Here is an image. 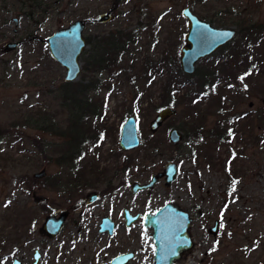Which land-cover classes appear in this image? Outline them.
<instances>
[{"label": "rangeland", "instance_id": "1", "mask_svg": "<svg viewBox=\"0 0 264 264\" xmlns=\"http://www.w3.org/2000/svg\"><path fill=\"white\" fill-rule=\"evenodd\" d=\"M185 6L235 35L170 89L167 83L182 73ZM75 19L85 21L87 43L77 78L64 82L45 37ZM249 25L264 26V0H0V264L13 258L30 264L33 248L39 264H108L126 249L149 250L148 231L139 221L125 226L122 209L153 212L166 201L192 216L187 264H264V61L260 54L249 63L228 57ZM109 35L123 50L113 66L94 71L86 60ZM10 42L17 44L7 48ZM203 73L210 89L198 96ZM67 84L86 85V95L105 108L90 118L101 132L72 158V171L57 161L65 145L56 132L68 119ZM164 106L174 113L152 133L148 121ZM129 115L140 144L122 151L119 130ZM32 118L50 127L26 123ZM171 128L181 135L175 144L167 138ZM168 161L177 165L169 185L159 178L152 188L130 192L131 182H146ZM41 168L45 175L33 178ZM93 192L100 198L86 202ZM38 195L45 200L35 203ZM64 209L68 216L55 237L38 233L45 214ZM103 215L114 223L111 235L97 231ZM215 220L213 235L208 228Z\"/></svg>", "mask_w": 264, "mask_h": 264}, {"label": "water", "instance_id": "2", "mask_svg": "<svg viewBox=\"0 0 264 264\" xmlns=\"http://www.w3.org/2000/svg\"><path fill=\"white\" fill-rule=\"evenodd\" d=\"M180 14L186 21V32L183 36V44L178 53V62L183 74L190 75L194 71V64L197 60L209 56L224 44L230 42L235 31L233 28L215 27L206 20L199 18L188 6L181 9ZM107 15L99 16V20L104 21ZM85 27V21L75 19L66 26L57 28L50 35L45 37L46 46L50 57L60 64L63 69V81H74L80 71L79 56L85 48V39L82 31ZM224 33H231V36H224ZM17 42L6 44L7 48L15 47ZM174 113V108L164 106L160 108L155 115L148 121V130L155 132L162 122ZM168 140L175 144L181 138L179 132L173 128L167 131ZM140 137L136 129V120L134 116H127L122 122L119 130L118 147L122 151H130L138 147ZM177 165L168 161L165 162L162 169L151 173L148 180L143 183L133 181L130 183V192L135 193L141 190L152 188L159 178L165 186L169 185L176 176ZM45 175L44 169L32 173L33 178H41ZM43 196H34V202L42 200ZM92 200V199H90ZM125 226H128L138 218V214L131 215L126 209L122 210ZM66 211H60L57 216L46 215L38 228L41 235L53 237L59 231L63 220L66 217ZM191 217L176 202L169 201L155 209L153 212H144L141 216L143 227L150 231L154 246V264H163L162 257L168 250L176 248L178 251L187 252L193 247V241L190 235ZM113 222L109 217L101 218L98 225L99 232L111 234ZM211 234L217 232V221L215 220L208 228ZM176 238L178 240L176 241ZM163 247V250H162ZM130 255L122 254L110 260L109 264H128ZM39 254L37 250L32 251L31 264H38ZM11 264H21L19 260L13 258Z\"/></svg>", "mask_w": 264, "mask_h": 264}, {"label": "trees", "instance_id": "3", "mask_svg": "<svg viewBox=\"0 0 264 264\" xmlns=\"http://www.w3.org/2000/svg\"><path fill=\"white\" fill-rule=\"evenodd\" d=\"M247 30V31H246ZM237 43L233 46L231 54L228 57H233L235 60L244 59L248 63L250 59H252L255 54V57L259 54L262 55L259 58L260 61H264V26L260 25H249L246 27L245 31L240 35L239 39L236 41ZM87 43V42H86ZM260 44V51L255 53L254 46L255 44ZM115 41L114 35H109L108 37L103 38L102 46L99 48L92 49L91 54L89 55V60H86V64L88 67L94 71H102L107 69L116 61V56L123 50L122 44L119 46ZM227 45V44H226ZM224 46L222 47V49ZM227 57V58H228ZM248 68V67H247ZM178 76L175 81H171L167 83L168 88H175L176 85L180 86L179 83L181 79L187 77L185 74L177 72ZM200 79L198 81V96H206L210 86L207 75L205 73L201 74ZM179 79V80H177ZM92 87L89 89L94 90L97 86V82L95 80L92 81ZM67 91L63 94V100L68 101V119L66 122V127L63 130H58L57 134L61 135L65 138L62 142L63 145L59 150V156L57 158L58 162L63 164H69V169L72 171L71 160L76 155H81L85 152L83 151V144L85 141H89L91 139L95 140L98 138L100 134V130H97V125L90 122L91 117H97L98 115H103L105 113V108L103 101L100 106L97 107L95 102H92L89 96L86 95V85H80L75 87L70 84H67ZM171 92V91H170ZM41 118V116H40ZM26 123L31 124L35 128H49L50 124L46 123L45 120H41L38 118H32L30 120H26ZM99 133H98V132ZM217 135H221L217 133ZM63 149V150H62ZM78 173V172H77ZM72 174V172H71ZM74 180H78L77 174H74ZM74 184L75 182H71Z\"/></svg>", "mask_w": 264, "mask_h": 264}, {"label": "flooded vegetation", "instance_id": "4", "mask_svg": "<svg viewBox=\"0 0 264 264\" xmlns=\"http://www.w3.org/2000/svg\"><path fill=\"white\" fill-rule=\"evenodd\" d=\"M85 43H86V41H85ZM129 189H130V184H129ZM98 198H100V196H99V193H89V194H87V196L84 198L85 200H86V202H88V203H90V202H94V201H96ZM90 199H92V200H90ZM45 200V198L43 197V199L42 200H39L38 202H43ZM166 202H169V201H166ZM166 202H164V203H166ZM171 202V201H170ZM35 203H37V202H35ZM163 203V204H164ZM162 204V205H163ZM179 205V204H178ZM181 207V206H180ZM182 208V207H181ZM123 209H126V208H123ZM122 209V210H123ZM183 209V208H182ZM128 212H129V214H131V215H135V214H138L139 216H138V218L135 220V221H133L132 223H135V222H140V224H141V226H142V228L143 229H145L144 227H143V225H142V223H141V216H142V214L144 213V212H149V211H143V212H139V211H136V212H132V211H130V210H128V209H126ZM183 210H185V209H183ZM60 211H66L67 212V214H66V217L68 216V212H69V210L68 209H64V210H57V211H55V212H52V213H47V214H45V216L46 215H54V216H57L58 214H59V212ZM186 211V210H185ZM187 212V211H186ZM188 213V212H187ZM188 215L191 217V222H190V224L192 223V216L188 213ZM44 216V217H45ZM104 216H107V215H103V216H101L100 217V220H101V218L102 217H104ZM122 216H123V213H122ZM66 217H65V219H66ZM107 217H109V216H107ZM64 219V220H65ZM110 219V218H109ZM64 220H63V222H64ZM100 220H99V223H100ZM111 220V219H110ZM112 221V220H111ZM113 222V221H112ZM99 223H98V225H99ZM131 223V224H132ZM63 224V223H62ZM131 224H129V225H131ZM41 225V224H40ZM98 225H97V231H98ZM128 225V226H129ZM62 226V225H61ZM39 228V227H38ZM61 228V227H60ZM60 230V229H59ZM113 230H114V223H113ZM113 230H112V233H113ZM145 230H147V229H145ZM38 231V230H37ZM148 231V233H149V238H150V249L149 250H143V247L140 245V246H138V248H131V249H126V250H124V252H121V253H118V254H116V255H114V256H112L111 258H110V260L111 259H113L114 257H116V256H119V255H122V254H129L130 255V257H129V260H128V264H154V246H153V240H152V238H151V235H150V231L149 230H147ZM59 232V231H58ZM57 232V233H58ZM99 232V231H98ZM105 232V231H104ZM39 233V232H38ZM99 233H103V231L102 232H99ZM111 233V234H112ZM106 234L107 235H111V234H108L107 232H106ZM57 235V234H56ZM55 235V236H56ZM42 236H44V237H48V236H45V235H42ZM55 236H53V237H55ZM48 238H52V237H48ZM192 249V248H191ZM191 249L189 250V251H187V252H183V251H178V250H176V248L175 249H170L169 251H167V253L162 257V260H163V264H187V262H185L186 260V258H188V256L191 254ZM33 250H37V248H33ZM32 250V251H33ZM38 251V250H37ZM38 254H39V260H40V253H39V251H38ZM98 256H99V254H97L96 253V255H95V259H97L98 258ZM31 257H32V254H31ZM103 257H100L99 256V259H102ZM32 259V258H31ZM18 260V259H17ZM39 260H38V264H39ZM110 260L108 261V264H109V262H110ZM20 261V260H19ZM21 262V261H20ZM31 262H32V260H31ZM31 262H30V264H31ZM21 264H23L22 262H21Z\"/></svg>", "mask_w": 264, "mask_h": 264}, {"label": "snow or ice", "instance_id": "5", "mask_svg": "<svg viewBox=\"0 0 264 264\" xmlns=\"http://www.w3.org/2000/svg\"><path fill=\"white\" fill-rule=\"evenodd\" d=\"M223 35L224 36H231V33H224ZM248 74L249 73H246L245 75H248ZM240 79H241V81H243L244 77L242 76V77H240ZM229 134H231V133H229ZM236 183H237V181H233L232 182V189H231V191H235V184ZM229 194H231V193H229ZM225 207H227V205ZM221 216H223V212L221 213ZM162 250H163V247H162ZM154 251H155V249H154Z\"/></svg>", "mask_w": 264, "mask_h": 264}, {"label": "bare ground", "instance_id": "6", "mask_svg": "<svg viewBox=\"0 0 264 264\" xmlns=\"http://www.w3.org/2000/svg\"><path fill=\"white\" fill-rule=\"evenodd\" d=\"M178 240V238H176V241ZM172 249H174V248H172ZM169 251V250H168Z\"/></svg>", "mask_w": 264, "mask_h": 264}]
</instances>
